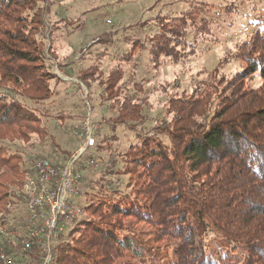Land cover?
<instances>
[{"label":"trees","instance_id":"1","mask_svg":"<svg viewBox=\"0 0 264 264\" xmlns=\"http://www.w3.org/2000/svg\"><path fill=\"white\" fill-rule=\"evenodd\" d=\"M37 4L38 0H0V88L6 85V92L0 90V228L19 240L28 224L19 215V206L25 203L23 185L36 176L33 158L25 154L30 147L25 146L34 136L41 143L54 138L43 121L51 115L41 103L51 98V84L58 76L49 63L51 52L40 47L38 32L44 22ZM36 8L29 17L27 13ZM183 24L163 26L152 42L153 59L178 54L181 33L175 27ZM249 44L234 75L224 80L222 95L210 84L207 92L180 100L187 124L178 130L168 128V137L139 129L147 122L143 105L132 95L121 96L122 76L112 69L101 91L103 98L107 94V100L114 101L107 126L111 133L100 136L101 122L95 146L75 162L83 174L78 202L82 214L65 225L51 246L52 264H111L119 258L120 264H264V31L257 43ZM119 126L134 140L126 152L117 153L110 149L118 141ZM52 143L57 163L72 159L71 152ZM107 151L110 156L105 160L102 155ZM91 160L102 166L90 169ZM173 164L176 175L183 174L184 167L191 172V178L177 180L184 188L174 202L178 209L169 211L171 206L164 202L152 204L131 195L133 175L145 172L143 177L149 178L157 171L163 176ZM128 175L125 190L120 177ZM199 176L205 179L193 183L192 178ZM186 196L195 200L189 205L182 201ZM141 213L149 216L145 222L153 228L152 236L111 222ZM0 239L4 241L0 250L15 252L27 264L39 261L38 247L24 253L19 241L1 233Z\"/></svg>","mask_w":264,"mask_h":264},{"label":"rangeland","instance_id":"2","mask_svg":"<svg viewBox=\"0 0 264 264\" xmlns=\"http://www.w3.org/2000/svg\"><path fill=\"white\" fill-rule=\"evenodd\" d=\"M37 7L41 8L44 22L38 32L42 34L40 47L51 52L49 63L58 80L51 84L54 89L51 98L41 103L47 107L46 115H51L43 121L54 138L41 143L34 136L25 146L30 147L25 154L32 156L35 169L39 159L47 158L57 163L59 158L52 156L54 141L60 149L74 154L83 143L77 133L88 119L103 123L100 136L111 133L107 126L114 101L107 100V94L103 98L101 91L112 69H117L122 76L121 96L132 95L143 105L142 115L147 122L139 129L163 137L167 136L168 128L178 130L187 124L178 105L181 99L207 92L210 84L217 87L216 93H224L223 89L221 91L223 82L238 69L243 61L240 55L250 46L247 44L257 43L260 32L264 31V0H38ZM36 11L37 8L27 14L30 17ZM182 21L186 24L175 27L181 33L178 54L173 58L153 59L150 51L156 35L162 34L163 26L173 28ZM27 26L33 30L28 22ZM87 83L92 84V89ZM259 83L257 78L254 84ZM5 86L0 90L6 92ZM116 94L119 93L115 91ZM21 100L31 107L38 106L32 101ZM59 116L66 118L65 121L56 120ZM115 131L118 144L114 142L110 150L126 152L131 148L133 136L130 137L122 126ZM102 156L107 160L110 155L107 151ZM101 166L92 164L90 169ZM175 168L173 164L163 176H158L157 171L149 178L143 177L145 172L133 175L131 195L152 204L164 202L171 206L169 211L178 209L180 206L174 202L184 188L183 184L179 187L177 180L191 178V172L184 167L183 174L176 175ZM120 179L125 188L129 175ZM204 179L199 176L192 181ZM75 200L80 201L77 197ZM194 200L189 196L182 199L189 205ZM19 208V215L26 219L25 203ZM136 216L119 217V223L115 219L111 222L152 236L153 228L145 222L149 216L143 213ZM121 262L119 258L111 264ZM127 263L136 264L134 261Z\"/></svg>","mask_w":264,"mask_h":264},{"label":"built area","instance_id":"3","mask_svg":"<svg viewBox=\"0 0 264 264\" xmlns=\"http://www.w3.org/2000/svg\"><path fill=\"white\" fill-rule=\"evenodd\" d=\"M100 123L86 120L77 133L81 147L67 162L54 163L50 159H39L36 163L37 174L24 184L25 205L28 214V224L25 236L19 238L13 232L0 233L11 240L21 243L22 252L27 253L33 247H38L39 261L35 264H52V245L56 243L65 225L75 221L82 214L81 205L75 200L79 198L82 186V171L76 169V160L89 148L95 146V133L100 129ZM93 160L88 162L91 166ZM4 241L0 239V245ZM24 259L15 252L0 250L2 264H20Z\"/></svg>","mask_w":264,"mask_h":264}]
</instances>
